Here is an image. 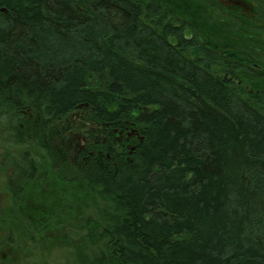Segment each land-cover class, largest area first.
<instances>
[{
    "label": "trees",
    "instance_id": "obj_1",
    "mask_svg": "<svg viewBox=\"0 0 264 264\" xmlns=\"http://www.w3.org/2000/svg\"><path fill=\"white\" fill-rule=\"evenodd\" d=\"M178 1L0 0V264H264V0Z\"/></svg>",
    "mask_w": 264,
    "mask_h": 264
},
{
    "label": "rangeland",
    "instance_id": "obj_2",
    "mask_svg": "<svg viewBox=\"0 0 264 264\" xmlns=\"http://www.w3.org/2000/svg\"><path fill=\"white\" fill-rule=\"evenodd\" d=\"M178 0H172V4ZM179 10H185L191 5L188 4V0H179ZM55 183L51 172L48 168L41 170L36 178V180L27 188V190L21 196L19 202L13 203L14 213L10 212L8 207L12 204L10 203V196L6 192L0 193V208L4 213H8L6 221H9L10 224L14 222V215H17L18 210L16 211V205L23 208L29 218L34 220V223L41 231V238H43L44 248L50 250L51 247H48V243L51 239H54L56 234V225L57 218L52 213V207L54 205L53 194L55 191ZM51 212V213H50ZM16 230L14 233L17 237V243L15 247H10L5 244L2 240L0 242V258L6 260H13L28 253V247L22 237L17 233V225L13 228ZM2 231V230H0ZM1 234V233H0ZM52 256H57L56 254H51ZM50 257V255L48 254ZM61 255L59 256V258ZM51 258V257H50ZM49 262V261H47ZM47 264V263H45ZM53 264H61V262L53 261Z\"/></svg>",
    "mask_w": 264,
    "mask_h": 264
},
{
    "label": "flooded vegetation",
    "instance_id": "obj_3",
    "mask_svg": "<svg viewBox=\"0 0 264 264\" xmlns=\"http://www.w3.org/2000/svg\"><path fill=\"white\" fill-rule=\"evenodd\" d=\"M4 259V258H3Z\"/></svg>",
    "mask_w": 264,
    "mask_h": 264
}]
</instances>
